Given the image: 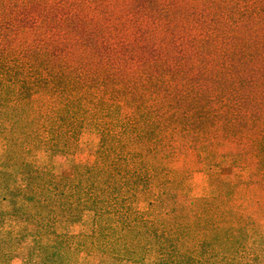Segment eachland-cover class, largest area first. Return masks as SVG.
<instances>
[{
	"label": "trees",
	"instance_id": "trees-1",
	"mask_svg": "<svg viewBox=\"0 0 264 264\" xmlns=\"http://www.w3.org/2000/svg\"><path fill=\"white\" fill-rule=\"evenodd\" d=\"M31 105L32 128L0 127V264L26 235L25 264H264V0H0V121ZM94 132V158L52 182L35 153L73 155ZM238 153L254 163L233 191L195 199L166 179L177 159L183 179ZM83 212L90 233L58 232Z\"/></svg>",
	"mask_w": 264,
	"mask_h": 264
},
{
	"label": "rangeland",
	"instance_id": "rangeland-1",
	"mask_svg": "<svg viewBox=\"0 0 264 264\" xmlns=\"http://www.w3.org/2000/svg\"><path fill=\"white\" fill-rule=\"evenodd\" d=\"M34 107L35 105H31L30 109L27 108L24 111H22L23 109L15 111L13 113L12 119L9 117H4V120L0 121V127H2L1 129H3L1 131H3L4 133H8V130L10 131V127L12 124H15V126L17 127H23L25 126L26 121H28L30 128H32V122L34 120ZM3 135L4 134L0 132V150L2 149ZM99 142L100 135L98 132L86 133L81 137L77 149L73 155L54 154L47 149H42L35 153V159L38 160L39 165L49 166L52 168V182L58 184L63 180L64 177L73 176L75 165L85 163L94 158L93 152H95ZM182 160L183 161L177 159V164L176 162L174 164L176 171L171 173L169 177H166V179L170 178L172 181H176L180 184L182 183L184 187L183 193L190 198L201 199L205 197H214L220 194L223 189L233 191V186L230 183H235L239 181L240 178H246L250 175L251 168L254 163V156L252 154L242 153H238L232 156H223L221 157L218 165L214 161L206 164L203 168L196 171L188 170L187 172H184V169L183 172H181L185 176V178L183 177V179L179 176V171H181L183 167L182 162L184 163V158ZM161 176L162 174H157V176L153 180L154 192H157L163 186V178ZM224 182H228V184H224ZM20 185H24V182L20 183ZM3 191L0 190V199L1 197H5V207H9L11 205L10 194H8L5 190ZM247 192L248 197L250 196V193L255 194L256 198H253L255 200L258 199L261 193L257 192L256 194L253 190H248ZM236 195H238V192L236 193ZM146 197L148 198L149 195L142 194L141 196L140 207L142 209H147L148 207ZM237 198L238 200L241 199L238 196ZM244 201L245 206L249 211H253L254 213V211L256 210V213L253 215V218L256 219L257 211H259V203L256 206L253 201L250 202L246 199ZM249 211H247L246 213L249 214ZM262 225L263 226L260 232L257 231V234L252 233L250 248L262 245L264 246V220L262 221ZM60 226L61 227L58 228V232L63 231L70 235L90 233L93 228V215L89 212L72 213ZM8 231L9 230L7 226L3 228V230H1L0 246H8L10 244V240H13L11 238L13 237V234H10ZM6 241L8 242L6 243ZM33 243L34 239L29 235L24 236L18 245L15 243L13 251H17L13 255L11 264H25V260L33 246ZM153 256L154 255H152V257ZM80 259L83 264H87L91 261H96L97 257L94 255H90L89 253H82ZM148 261L150 260H147L146 264L151 263H148ZM107 264L128 263L111 260L108 261Z\"/></svg>",
	"mask_w": 264,
	"mask_h": 264
}]
</instances>
